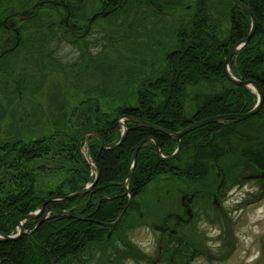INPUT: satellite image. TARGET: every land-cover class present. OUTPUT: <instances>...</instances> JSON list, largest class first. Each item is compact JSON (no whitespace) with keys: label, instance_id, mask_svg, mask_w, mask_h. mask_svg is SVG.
Here are the masks:
<instances>
[{"label":"rangeland","instance_id":"374dc122","mask_svg":"<svg viewBox=\"0 0 264 264\" xmlns=\"http://www.w3.org/2000/svg\"><path fill=\"white\" fill-rule=\"evenodd\" d=\"M41 1L43 5L22 14ZM105 1L0 0V21L6 20L11 11L26 18L6 20L8 28L0 24V54L15 47L0 57V181L4 183L0 184V196L13 190V179L18 176L15 172L30 173L35 178L34 190L38 193L42 189L41 194L53 190L67 176L71 166H67L66 156L73 139L78 140L95 126L93 123L103 120L98 116V99L103 111L122 105L130 96L135 100V88L164 68L165 53L179 47L181 40L175 33L181 20L189 18L195 0H158L164 12L157 15L139 5L135 12L134 0H116L115 5L121 7L104 18L97 17L88 30L90 18L107 11ZM218 2L214 7L209 3L207 9L218 8L225 15L230 0ZM73 26L72 34L68 28ZM219 30L223 32L225 24L220 23ZM215 77L219 78L218 71ZM223 87L205 82L188 86L185 117H190L205 96L219 93ZM247 89L256 100V93ZM112 98L114 101L107 105L105 100ZM240 124L230 139H244L246 144L248 138L251 143L264 141V111ZM38 140H44L40 158L26 163L18 157L23 147ZM86 144L82 143L80 153L87 161ZM175 161L181 165L185 157L180 154ZM168 180L167 176H156L137 198L139 211L143 216L153 215L155 226H160L162 221L157 218L168 213L169 200L176 196L174 183ZM236 191H240L237 196ZM228 194L223 211H205L201 218L203 237L195 243L197 258L189 264H264V182L248 181ZM234 199L242 203L237 206ZM147 225L129 231L128 239L137 247L134 251L150 261L159 257V243L155 241L159 236ZM189 228L193 229L189 226L183 232L190 234ZM96 256L92 264L99 262ZM126 257L120 258L123 264H130ZM70 263L67 260L61 264Z\"/></svg>","mask_w":264,"mask_h":264},{"label":"trees","instance_id":"16d2710c","mask_svg":"<svg viewBox=\"0 0 264 264\" xmlns=\"http://www.w3.org/2000/svg\"><path fill=\"white\" fill-rule=\"evenodd\" d=\"M153 1H150L151 4L156 5L157 3ZM212 1L197 0L193 3L192 14L197 10L198 15L194 18L189 16V18L181 20L175 33V37L181 40L179 47L165 53L164 68L160 67L157 73H153L152 77L148 80L145 79L138 88H135V100L133 97L130 99V96L122 105L103 111L98 99L97 104L100 110L98 116L103 120L98 121L101 123H93L95 126L83 134L96 133L104 144L111 145L120 139L121 129L118 120L123 116L143 120L168 132H178L190 123L216 115L245 113L254 106L256 100L253 99L254 96L248 92V89L229 88L223 85L225 87L221 92L215 91V93H211L212 95L205 96L190 117H185L183 108L188 86L194 87L198 82L219 85L220 80H225L222 66L228 49L224 48L243 40L250 28L248 16L241 9L233 8L231 0L230 8L225 10V15H223L224 10L218 11V8H215L211 11L207 9L209 3H212V7H214L213 3L219 4L218 0ZM115 2L116 0H106L104 9L112 10L118 6L115 5ZM241 2L251 10L256 19L257 28L250 41L235 55L236 57L234 56L237 58L234 71L238 76L254 80L264 94V0H241ZM41 5H43L42 1L38 3L39 7ZM139 7L150 11L143 5ZM134 9L136 12L137 9ZM27 10L22 14L30 12ZM2 11L6 12L7 10L3 9ZM13 12H8L9 15L5 18L7 21L14 16L19 18L18 15H15L17 12ZM150 13L157 15L153 12ZM220 23L225 24L223 32L219 30ZM0 24L3 28H8L4 19L0 21ZM68 30L75 31V26L69 27ZM247 60H249V64L244 63ZM217 71L219 78L215 77ZM159 99H163V101L161 102ZM108 101H114V99L105 100L106 103ZM105 107L107 106L105 105ZM243 122L245 121H223L222 123L208 124L186 134L181 139L183 149L170 160L157 157L154 143L146 141L139 148L136 166L127 181L129 191L134 197L140 196L156 176L180 178L191 177L188 174L190 171L200 172L201 168L197 167L194 162L189 161L183 166L175 164V160H179V156L185 151V148H192L193 157L199 156L203 153L202 148L213 145L214 141L230 137L222 134L227 129L226 124ZM124 125L127 129L126 138L114 150H103L99 153V141L93 135L85 137L81 142V144L87 142V152L93 162L99 153L97 165L100 177L92 190L93 195L90 196V200L87 196H83L46 203L41 215L25 221L22 225L28 233L33 230L43 214L48 212L47 219L31 236L26 233L13 242L0 241V264H51L52 262L61 264L69 260L74 252L78 254L89 244L93 243L96 246L103 244L107 240L106 231H111L110 238L114 233H123L127 227L126 218L130 211L135 209L134 203L127 206L126 196L122 195L124 193L123 181L129 173L135 146L146 138H152L156 140L160 153L164 156L170 155L176 148V143L166 134L143 128L129 120H125ZM232 127L233 125L230 128ZM79 139H73L72 146L68 148L71 151L66 159L67 166H71V169H66L67 176L65 175L53 190L41 194L40 190L42 189H38L39 192L36 193L33 188L35 178L29 176L30 173L25 171L15 172L18 176L13 179V190L6 191L0 196L1 233L4 235L14 234L21 217L38 210L47 199L67 196L84 187L92 173L90 168L93 171L94 168L81 155ZM208 140H212V142ZM43 142L44 140H38L31 143L29 147H23L19 151L18 157L23 158L26 163L40 158L43 150L40 145ZM256 157L259 161H255L256 168L264 172V155ZM0 184L4 183L0 181ZM115 195H120V197H113ZM88 203L89 205L86 206ZM123 209L126 211L114 228L102 229L95 223L76 219V217L84 218L91 211L93 212L92 216L99 222L109 224L116 220ZM61 211L68 212V215L58 213ZM169 256V253L165 254V261Z\"/></svg>","mask_w":264,"mask_h":264},{"label":"flooded vegetation","instance_id":"af4514ba","mask_svg":"<svg viewBox=\"0 0 264 264\" xmlns=\"http://www.w3.org/2000/svg\"><path fill=\"white\" fill-rule=\"evenodd\" d=\"M150 1L151 0H146V2L151 4ZM196 1L197 0L193 1V3H195ZM153 2L157 3L156 1ZM138 5H142L141 0H134V8L137 9ZM151 5L156 7L158 11H153L152 9L145 6L150 10L149 12H153L155 14H163L164 10L159 6L158 3L156 5ZM192 13L193 10L190 14L191 18H194L196 15H198L197 10L194 12V14ZM92 17L90 18L91 24L97 17H100V12L94 14ZM22 19L26 18L22 17ZM5 21L6 20H4V23H6ZM71 32L73 34V31ZM232 45L233 44L224 49L229 50ZM5 54L6 52H2L0 54V57L4 56ZM235 55L236 54L232 56L229 63V70L231 75L235 76L240 81H254L252 79H245L242 76L236 75L234 67L237 64V58H235ZM244 63L249 64V60L244 61ZM224 84L229 88H241L240 86L234 85L226 79L220 80L219 86L222 87ZM263 108L264 107H262L260 112L264 111ZM232 125L233 127L230 128ZM238 125L241 124H226L225 126L227 127V129L226 131H223L222 134L229 135L231 137L232 135L236 134L235 131H237ZM247 130L250 132L252 131V129L250 128H248ZM252 136H255V138L258 137V135ZM261 140L262 139H259L257 142L251 143L252 141L250 140V138H248L249 144H246L247 141H245L244 139L239 138V140L235 142L234 139L222 138L220 140H217V142L214 141L213 145L202 148L203 153L196 157H193L192 155V148H185V151L181 153L182 156L185 157L184 163H187L189 161L194 162L197 167L201 168V171H190L188 174L191 175V177L183 176L180 178H170V176H167L168 179H171L168 181L174 183L173 189H175L174 192L176 196H173V201H171V199L169 200V206H167L166 210V212L168 213L165 214L162 218H157L161 219L162 221L160 226L154 225L157 220L156 218L154 219L153 215L148 213L145 216L142 215V213L139 211L141 209V204L139 200H137L139 196L134 197L127 186V193H125L124 190V193H122V195L126 196L127 206L129 207L132 203H134L135 209L130 211L128 217L126 218V229L122 234L114 233L112 235V238H110L111 231H106L107 240L103 244H101L100 247L92 243L87 245L85 249L83 248L82 250H80L78 254L74 252L71 258H69V260H71L70 264H81V258L84 259V261H82L83 264H92L94 263V261L92 260L94 257L98 259V256L96 255H99L100 258L97 264H123L122 259L120 258L121 255H125V257L127 255L125 259L127 262L129 261L130 264H189L192 260H195L197 258L196 256L198 254V250L195 243H199V241L203 237L202 232L199 230V224L201 218L203 217V215H205V211L206 213H208V211L212 212V210L216 209L223 211V205L226 203L229 197L228 192L234 187L240 188L241 186L246 185L248 181L264 182V172L261 169L256 168L255 164V161L259 162L256 156L262 157V155H264V141ZM208 141L212 142V140ZM182 149L183 145L181 142V149L179 153ZM184 163L181 165L185 166ZM88 179V182L84 184L83 188L94 181L92 173H90ZM95 185L91 188L90 192L84 195L87 196L88 200H90V196L93 195L92 190ZM239 192L240 191H236L234 194L237 196ZM168 193L169 195L171 194L170 192ZM249 194L247 195L249 196ZM113 197H120V195H115ZM241 201L242 200L237 201V199H234V204L238 206L242 203ZM88 205L89 203L86 204V206ZM122 211L124 215L126 210L123 209ZM92 214L93 212H88L83 220L87 223H95L102 229H108V227H110L108 226L110 223L106 224L99 222L95 217L92 216ZM212 219L217 218H213L212 216ZM149 222L152 223V227L147 225ZM140 224L147 225L148 227L153 229V232H156L157 237L159 236V238L155 240L159 243L157 245L159 257H157V259L155 260L151 259L149 261L144 256L142 257L139 252L134 251V249L137 247L134 246L133 242H130L128 239V232L132 230L135 231L136 229H138V226ZM189 226H191L193 229L189 228L190 234H186L185 231L183 232V229ZM162 242H164V244H161ZM101 247L103 249H101ZM127 252L129 254L131 253V255H129ZM167 253H169L170 256L167 258V262L165 263L164 258L165 254ZM75 254L78 256H76Z\"/></svg>","mask_w":264,"mask_h":264},{"label":"water","instance_id":"95a60500","mask_svg":"<svg viewBox=\"0 0 264 264\" xmlns=\"http://www.w3.org/2000/svg\"><path fill=\"white\" fill-rule=\"evenodd\" d=\"M231 1H232V7L233 8L241 9L248 16V18L250 20V28H249V32H248L247 36L243 40H240V41L234 43L230 47V49L228 50L227 55H226V57L224 59V63H223L224 78L227 79L232 84L237 85V86H240L242 88H249L250 87L256 93V96H257V100H256L255 105L253 106V108L251 110H249L248 112H245V113H241V114H223V115H216V116L208 117V118H205V119H202V120L193 122V123L189 124L188 126H186L185 128L181 129L178 132H168L167 130H165V129L159 127V126L151 125V124H149V123H147V122H145L143 120H140V119H137V118L124 117L123 116V117H121L118 120V124L122 128L121 137L118 140V142H116L114 144H111V145L104 144V142L102 141V139L96 133L88 132L87 134H84L79 139V142H78L80 148H81V141L83 140V138L85 136H87V135H93L99 141V153L101 151H103V150H114L117 147H119L123 143V141L125 140L126 134H127V129L124 126V120H129V121H132V122L137 123L138 125H140L143 128H149V129H152V130L161 132L163 134H166V135L170 136V138L174 142H176V149L174 150V152L171 155H169V156H163L160 153L159 147L157 145V142L154 139L146 138V139L140 141L135 146V148H134V153H133V158H132V164H131V167H130V170H129V173H128L127 177L123 181V187H124L125 193H127V185H126V182L131 177L132 172H133V170H134V168L136 166V157H137V153L139 151V148L146 141H152L154 143V146H155V155L157 157H159L160 159L169 160V159L174 158L179 153V151L181 149V138L184 135H186V134H188V133H190V132H192V131H194V130H196L198 128H201L203 126H206L208 124L221 123L223 121H237V122H239V121L247 120V119H249V118L257 115L259 113L260 109L262 108V105L264 103V94H263L261 88L259 87V85L256 82L250 81V80L239 81L236 78H234L230 74V72H229L228 65L230 63V60H231L232 56L236 52H238L241 48H243L250 41V39L255 34V31H256V28H257L256 19L253 16V14H252L251 10L249 9V7H247L246 5L242 4L240 0H231ZM141 3L143 5L151 8L153 11H158L157 8L153 7L151 4H149L145 0H141ZM37 7H38V5L35 4L34 6L28 8L27 11H32L33 9H35ZM119 7H120V5H118L117 7H115L111 11L104 12L103 14H101V17L107 16L109 13H111L112 11H115ZM90 25H91V20L88 23V29H89ZM14 48H12L10 51H12ZM99 153H98V155H99ZM98 155L96 156V158L94 160V164H93V166L95 168V177H94V181L91 184L85 186V188H83L82 190L77 191V192H74V193H71V194H69L67 196H63V197H51V198L47 199L39 207L38 210H36L33 213H29L26 216H22L21 217V220L18 222V225H17V233L15 235H13V236L12 235L11 236L10 235H4L3 233L0 232V241L1 242H9L10 241L11 242V241H16L19 238H21V236L26 233V231L22 227V224L25 221H27V220L34 219V218L38 217L39 215H41L43 213L44 206L46 205V203L51 202V201L61 200V199H72V198H75V197H82V196L86 195V193L90 192L91 191V188L97 183V181L99 179V176H100V170H99L98 165H97ZM84 156L86 157V159L88 161H91L90 158L87 155H84ZM128 205H129V202H128ZM58 213H61V214H64V215H68V212H66V211H61V212H58ZM122 215H123V211L119 214V216L116 218V220L114 222H112V223L109 224V226L110 227H114L115 224L122 217ZM47 217H48V212L47 213H44L43 216H42V218L40 219V221L34 227V229L31 230L30 232H28V236H31V234L39 227V225L42 224L47 219ZM76 219L77 220H83V218H81V217H76ZM51 264H54V262H52Z\"/></svg>","mask_w":264,"mask_h":264}]
</instances>
